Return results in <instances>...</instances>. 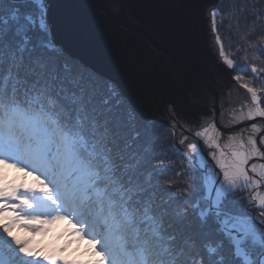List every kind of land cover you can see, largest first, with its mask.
Instances as JSON below:
<instances>
[{"label": "snow or ice", "instance_id": "1", "mask_svg": "<svg viewBox=\"0 0 264 264\" xmlns=\"http://www.w3.org/2000/svg\"><path fill=\"white\" fill-rule=\"evenodd\" d=\"M217 14L211 12L214 27ZM223 49L220 42V55L234 66ZM242 87L250 104L229 124L256 121L250 134L222 143L214 122L200 125L194 136L215 149L209 153L215 163L204 161L195 185L186 181L183 192L195 194L191 208H177L146 173L145 154L134 146L138 134L127 137L115 90L99 93L95 79H85L56 46L48 0H0V166L43 177L39 189L0 186V264H41L32 240L13 229L39 232L38 225L69 217L99 246L100 259L89 264H264V220L253 215L259 208L264 216V195L256 191L264 185V163L249 166L264 160V135L259 145L256 139L264 131V87ZM188 148L197 152L195 143ZM184 155L193 167V157ZM243 189L250 194L238 200L249 205L238 207L234 196Z\"/></svg>", "mask_w": 264, "mask_h": 264}, {"label": "water", "instance_id": "2", "mask_svg": "<svg viewBox=\"0 0 264 264\" xmlns=\"http://www.w3.org/2000/svg\"><path fill=\"white\" fill-rule=\"evenodd\" d=\"M218 4L48 0V20L55 44L115 83L143 119L172 128L177 143L180 135V140L188 135L201 144L188 129L206 126L211 107L223 134L256 122L227 127L221 121V110L226 116L230 107L251 98L220 55L211 16Z\"/></svg>", "mask_w": 264, "mask_h": 264}, {"label": "trees", "instance_id": "3", "mask_svg": "<svg viewBox=\"0 0 264 264\" xmlns=\"http://www.w3.org/2000/svg\"><path fill=\"white\" fill-rule=\"evenodd\" d=\"M217 9L215 27L212 17L213 30L216 36L220 37V41H217L219 47L222 42L225 55L235 62L232 66L234 77H242L237 80L241 85L247 83L259 90L264 87V0H219ZM57 47L65 58L80 67L85 79L89 76L95 79L99 93L108 95L111 89L115 90L121 111L128 121L127 137L131 139L138 134L134 146L145 154L146 173L154 184H159L158 190L165 199L172 198L175 201V207L191 208L195 194L191 189L189 193H184L183 187L186 186V181L195 185L200 167L194 160L191 161L193 167H188L190 161L184 153L188 152L189 156L191 154L176 143L174 130L158 121L143 119L115 83L71 57L61 47ZM222 58L224 59L223 56ZM253 65L257 68L255 73L251 71ZM260 95L264 106V92ZM161 160L164 161L163 168L158 166ZM185 172L186 176L183 175ZM177 173H181V176H177ZM248 195L245 191H238L234 199ZM185 197L189 201L187 205L181 203ZM246 205H249L247 199L238 200V207ZM253 215L259 220H264V216H260L259 208L253 209Z\"/></svg>", "mask_w": 264, "mask_h": 264}, {"label": "rangeland", "instance_id": "4", "mask_svg": "<svg viewBox=\"0 0 264 264\" xmlns=\"http://www.w3.org/2000/svg\"><path fill=\"white\" fill-rule=\"evenodd\" d=\"M249 104L250 101H246L245 103L237 105L235 108L231 109L228 117L224 119V125L230 127L238 124H229V122L232 121L234 115H239L241 109L246 112ZM250 125H247V131H242L245 128L244 126L241 131L232 134H222V132L219 131L221 142H226L227 137L232 135H242L246 139L247 135L251 132ZM257 136L258 133L256 134V139ZM200 140L201 145L191 139L185 141L186 148L189 150L194 162H196L199 167L205 160L214 164L215 162L211 160L209 153L215 149L209 148L202 139ZM190 143L196 144L197 152H193L188 148ZM262 150L264 151V149L261 148V151ZM253 163L260 162L256 161ZM217 171H219V169H217ZM0 172H2V175H0V186L2 187L9 189L15 186L36 189L42 187L40 180H42L43 177L40 176L39 173H32L30 169L24 170L22 167L8 168L0 166ZM249 174L253 175L251 172ZM249 191L250 190L247 189L245 190L246 193ZM256 191H259L261 195H264V187H260L256 189ZM26 223L38 224V222L33 221H27ZM57 223L61 224L62 229L56 226ZM38 226L42 227V231L32 232L29 229L18 225L13 229V235L32 240L38 257L41 258V264H50V262L42 259L45 256L52 257L55 264H89V262H95L100 259V257L96 255L99 246H94L89 243V238L79 231L80 225L76 224L75 220L71 217L63 220H50L49 222Z\"/></svg>", "mask_w": 264, "mask_h": 264}, {"label": "flooded vegetation", "instance_id": "5", "mask_svg": "<svg viewBox=\"0 0 264 264\" xmlns=\"http://www.w3.org/2000/svg\"><path fill=\"white\" fill-rule=\"evenodd\" d=\"M233 98L235 99L233 102L234 103H237V102H235L237 99V97L235 96V95H233ZM245 103V102H244ZM221 104L223 105L224 103L223 102H221ZM221 105V106H222ZM237 105H241V104H236V105H234L233 107H231V108H229L228 109V113H227V115L226 116H224L223 115V117L221 116V121H222V123L224 124V119H226L227 117H228V114L230 113V110L231 109H233V108H235ZM211 110H212V113H211V115H210V117H209V119L212 117V119H210L209 121H211V122H214V110H213V108L211 107ZM221 112H223L224 113V110H221ZM221 112H220V115H221ZM215 123V122H214ZM207 126V125H206ZM193 130V132H195V131H197V129L196 130H194V129H192ZM201 130V129H200ZM190 138H192V137H190ZM200 138V137H199ZM193 139V138H192ZM194 140V139H193ZM192 140V141H193ZM263 149V148H262ZM263 151V150H262ZM260 162V163H264V160H251V161H249V166L253 163V162ZM263 186V185H262ZM240 191H245V189H243V190H240Z\"/></svg>", "mask_w": 264, "mask_h": 264}, {"label": "bare ground", "instance_id": "6", "mask_svg": "<svg viewBox=\"0 0 264 264\" xmlns=\"http://www.w3.org/2000/svg\"><path fill=\"white\" fill-rule=\"evenodd\" d=\"M231 108V107H230Z\"/></svg>", "mask_w": 264, "mask_h": 264}]
</instances>
